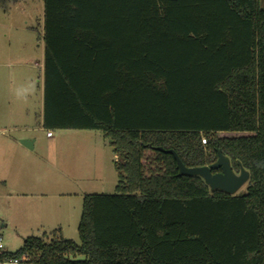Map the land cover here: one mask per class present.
<instances>
[{"label":"trees","instance_id":"trees-1","mask_svg":"<svg viewBox=\"0 0 264 264\" xmlns=\"http://www.w3.org/2000/svg\"><path fill=\"white\" fill-rule=\"evenodd\" d=\"M46 130H99L115 191L82 198L79 243L59 229L0 260L264 264V8L259 0H42ZM202 138L205 143H202ZM186 167L221 152L246 192ZM82 255L73 260L69 256Z\"/></svg>","mask_w":264,"mask_h":264},{"label":"rangeland","instance_id":"rangeland-1","mask_svg":"<svg viewBox=\"0 0 264 264\" xmlns=\"http://www.w3.org/2000/svg\"><path fill=\"white\" fill-rule=\"evenodd\" d=\"M259 2L264 8V0ZM42 18V0H0V71L13 75L24 71L30 79L24 82L11 77L7 99L10 117L0 119L2 251L14 252L25 238L49 235L54 229L79 243L77 225L83 195L111 194L117 181L112 147L101 131L55 129L50 130L53 138L63 134L64 139L48 141L47 130L23 114L24 107L35 110L42 89ZM19 85H24L30 97L17 91ZM30 135L36 137L31 148L21 143ZM87 174L98 178L87 180ZM246 188L247 182L235 193H244ZM34 202L41 203L36 206L41 211L31 206ZM69 258L82 260L84 256Z\"/></svg>","mask_w":264,"mask_h":264},{"label":"water","instance_id":"water-1","mask_svg":"<svg viewBox=\"0 0 264 264\" xmlns=\"http://www.w3.org/2000/svg\"><path fill=\"white\" fill-rule=\"evenodd\" d=\"M21 143L29 148L32 147L27 139L21 140ZM157 149L173 155L179 175H199L211 189H220L234 194L248 179V172L242 167L238 174L234 173L230 167L229 159L221 152H218V157L214 163L199 167H186L174 150L163 149L162 147H157Z\"/></svg>","mask_w":264,"mask_h":264},{"label":"crops","instance_id":"crops-1","mask_svg":"<svg viewBox=\"0 0 264 264\" xmlns=\"http://www.w3.org/2000/svg\"><path fill=\"white\" fill-rule=\"evenodd\" d=\"M42 21H43V18H42ZM44 47V45H43ZM44 50V49H43ZM43 56H44V51H43ZM13 76V78H16L18 80H20L22 78V80L25 82L29 79L28 76L25 75V72L24 71H18L17 73H15V75L12 74V72L10 71H0V119H5V118H9L10 117V112H9V106H8V96H9V90H10V80L12 79L11 77ZM24 85L22 86H18V92H22V96L23 97H30L29 93L27 92L26 89H24L23 87ZM41 93H40V97H39V101H38V105L37 107H35L33 109H31L30 107H24L23 108V114L24 116L28 117V118H33V123L35 125H37L38 127H42V120H43V97H44V74H43V71H42V80H41ZM5 103L7 104V106L5 105ZM6 107H5V106ZM45 129V128H44ZM46 130V129H45ZM82 130H85V129H82ZM25 139L29 140L30 143L32 144V147H34L35 145V142H36V137L34 135H30V136H24ZM45 138L49 141L51 139H54L53 138V135H47L45 134ZM64 139V135L62 134L61 137L57 138V139H54L56 140L55 142H58V141H61ZM84 147V146H82ZM113 154V153H112ZM113 161H114V154H113ZM86 179L87 180H94L97 177V175H91V174H87L86 176ZM36 202V201H35ZM35 202L33 203V208L35 207V209H38L39 207H36L38 205H41V203H37L35 204ZM35 204V206H34ZM44 204V203H42ZM44 209V208H43ZM38 211H41V209L39 208Z\"/></svg>","mask_w":264,"mask_h":264},{"label":"built area","instance_id":"built-area-1","mask_svg":"<svg viewBox=\"0 0 264 264\" xmlns=\"http://www.w3.org/2000/svg\"><path fill=\"white\" fill-rule=\"evenodd\" d=\"M46 134L51 135V132L47 130ZM201 142L205 143V139L202 138ZM2 248L3 246L1 244V238H0V252L2 251L1 250ZM0 264H32V255L27 252H23L20 253L19 255H15L7 259L0 260Z\"/></svg>","mask_w":264,"mask_h":264}]
</instances>
